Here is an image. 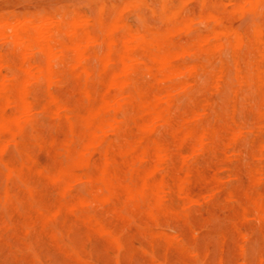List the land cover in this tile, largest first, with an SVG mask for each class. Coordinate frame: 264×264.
Wrapping results in <instances>:
<instances>
[{"label": "rangeland", "instance_id": "obj_1", "mask_svg": "<svg viewBox=\"0 0 264 264\" xmlns=\"http://www.w3.org/2000/svg\"><path fill=\"white\" fill-rule=\"evenodd\" d=\"M187 1L0 0V24L6 23L5 20L7 23L16 24L13 20L17 19L15 27H18L19 24L23 26L25 23L40 20L36 23L38 27L43 28L42 33L46 36L51 33L50 29H53L52 27L59 20L64 24V32L59 35L61 42H57L53 50V54H57L54 63L57 71L49 81L52 84L33 76L26 78L25 84L29 92L27 98L32 101V105L22 114L24 118L21 124L24 123V126H21V130L14 138H9L12 142L8 140V136H3L0 141V145L2 141L3 144L7 142L4 146L8 144L5 153H0V264H35L36 261V264H117L116 262H119L118 264H243V261L246 264L264 263V149H262L264 148V0H251L250 5L255 11L249 5L250 0L247 2L245 0V2L243 0ZM134 2L137 3L138 8H134L136 6ZM123 6V9L129 8L123 11L120 8ZM239 6L242 7L240 10L243 12L236 11ZM247 6H250L249 9ZM59 8H62V11ZM41 11L44 15L40 14ZM171 11L176 13L175 16ZM165 13L168 15V17L166 15L167 20ZM210 13L215 17L208 16ZM29 17L31 20L26 22V18ZM82 17L83 19L87 17L86 21L81 19ZM212 17L214 21L211 20ZM43 18L45 19L42 20ZM73 18L75 21H72ZM215 18L220 23H217ZM189 19L194 24L190 23L188 28L186 24H189L187 23L190 22ZM44 21L47 24L42 26ZM77 21L88 22L80 25ZM48 22H52V25ZM73 22L76 24L70 25ZM183 22L186 24L184 25ZM9 25L7 24L5 28H2L3 25L0 26L2 33V36L0 34L2 55L0 73L4 83H7L6 80L10 81L13 75L20 74L22 65L31 64V70L35 71L36 64L42 62L41 54L35 49L37 47L34 44L29 46L30 49L28 48L34 54L29 53L26 48L25 54H27L23 60L20 51L11 43L15 27L9 29ZM70 27L71 30L67 31ZM81 27L86 28L89 34L79 40V46L84 50V61L81 59L80 64L74 65L67 45L70 44L69 35L73 29ZM182 27L185 30L190 29V32L187 33L189 30H186L185 34ZM158 31L163 33L160 34L161 32ZM230 31L231 33L228 34ZM139 32L145 35L146 49L135 46V42L140 41ZM134 33L137 36H134ZM170 33L172 34L169 35ZM207 36H210V40H207ZM90 37L97 42L91 43L94 40ZM127 37L131 38V41L127 42ZM112 38L118 47L126 43L131 49L132 45L129 56L125 59L126 63L124 62L126 70L131 69L132 66V72L126 71L129 75L126 88L136 87L145 94L146 99L155 97L167 99V108L163 117L154 120L158 123L156 122L153 129L150 127H153L154 124L151 123L154 122L149 124L150 120H146L145 134L139 133L137 129L136 110L130 105L120 110L117 113L120 126L102 127L104 131L108 128V133L98 131L99 143L92 145L95 146V151L92 146L84 150L83 157L85 161L87 159L86 164L84 162L75 164V167L70 165L71 175L66 179L65 191L62 193V189L51 181L50 175L61 163L70 161L65 148H78L84 136L85 128L79 117L91 101L85 99L87 98L85 91L91 94L92 99H97L104 90V74L112 67L108 64L106 68H102L104 58L100 55L105 52L108 40ZM203 38L207 42L203 41ZM84 39H86L85 43H83ZM219 41L222 45H218ZM199 42L204 43L200 45ZM157 43H160V49L156 47ZM153 51L168 53L171 76L170 69L161 72L156 70L152 59ZM174 54L176 56L179 54L177 56H180L179 60L176 56L174 59ZM61 58L63 60L59 61ZM133 60L137 62H131ZM127 62L128 64L131 62L130 68ZM83 65L91 73L85 84L84 78L77 74ZM190 65L191 71H187L188 69L182 71L184 66L187 68ZM179 73L182 74L178 75ZM185 83L187 86L184 85ZM51 96L55 101L51 100ZM118 98L121 99L120 96L116 97ZM85 100L86 102L83 103ZM63 106L65 109L61 108ZM57 107H60L58 112L55 110ZM9 109L6 108L7 111ZM64 114H71L72 118L68 119ZM27 115H29L28 120L25 119ZM187 130L191 131V134L185 137ZM202 132L204 136L201 135ZM238 133L241 135L239 136ZM140 136L139 144H145V157L142 159L137 157L138 152L131 154L124 152L126 142L139 139ZM201 138L202 141L204 140L202 146L198 144L201 143L199 142ZM154 140L160 145V155L167 158L162 157L161 161L156 159L153 153ZM4 146H0L3 151ZM105 148L106 159L109 161L108 170L112 174L116 173L114 176L117 180L114 184L115 191L109 195L106 190L98 191L99 189L90 188L86 180L88 175L93 178L97 176L98 168L105 158L103 155ZM2 161L20 167L21 174L5 176ZM129 167L141 170L145 168V172H150L149 170L152 169L151 179L159 180L161 177L164 179L161 192L164 210L162 208L154 210V213L158 212L160 217L153 214L157 217L153 218L147 203L141 202L140 205L125 201L122 184L127 182L126 180L132 182L138 180L136 175L130 174ZM76 177L77 181L74 179ZM78 177L83 179L79 181ZM72 180L73 183L69 184ZM74 196H82L87 205L83 204L81 207L77 204L78 208L70 209L68 203H71ZM2 197L6 200L4 203H1L4 201ZM101 197L108 201L102 199L100 201ZM239 199L241 201L238 203ZM254 200L257 202L255 203ZM146 211L150 215H146ZM88 217L92 220L97 219L110 230V233H102L92 220H88ZM257 218L261 221L257 222L259 221ZM195 230H198L197 234ZM241 232L244 234L242 235L244 239ZM75 249L78 252L73 251ZM115 257L118 258L117 261Z\"/></svg>", "mask_w": 264, "mask_h": 264}, {"label": "bare ground", "instance_id": "obj_2", "mask_svg": "<svg viewBox=\"0 0 264 264\" xmlns=\"http://www.w3.org/2000/svg\"><path fill=\"white\" fill-rule=\"evenodd\" d=\"M134 1H136V0H134ZM185 1H187V0H185ZM246 2H247V0H245ZM244 0H243V2H245ZM255 1V0H254ZM260 1V0H259ZM259 1H257V4L259 5ZM182 2H184V0H182ZM187 2H189V0L187 1ZM187 2H186V4H187ZM228 2H231V1H228ZM228 2H226L227 4H228ZM249 2V1H248ZM135 3L136 2H134V5H135ZM204 3V2H203ZM226 3H224V5H226ZM250 3H251V0H250V2H249V5H250ZM117 4V3H116ZM183 4H185V3H183ZM242 5H243V3H241ZM240 4V5H241ZM244 4H246V3H244ZM253 4H255V2L253 3ZM256 4V5H257ZM66 5V4H65ZM119 5V4H118ZM162 5H163V3H162ZM161 5V6H162ZM234 5V4H233ZM232 5V6H233ZM246 5H248V4H246ZM256 5H254V6H256ZM129 6V5H128ZM227 6V5H226ZM251 6V5H250ZM250 6H247V8L248 7H250ZM135 7H137V3H136V6H134V8ZM191 7V6H190ZM235 6H233V8H234ZM123 11L124 10H127L126 8H129V7H125V9H123L124 8V6L123 7H120ZM138 8V7H137ZM162 8H164L163 6H162ZM233 8H232V10H233ZM237 8V7H236ZM240 8H242L241 6H239L237 9H236V11L238 12V10H240ZM251 8H252V6H251ZM256 8H258V7H256ZM60 9V8H59ZM62 9V8H61ZM60 9V10H61ZM116 9H117V7H116ZM235 9V8H234ZM249 9V8H248ZM252 9H254V11H255V8H252ZM258 9H260V8H258ZM257 9V10H258ZM41 10V9H40ZM44 10H45V8H44ZM98 10H100V8L98 9ZM134 10H136V9H134ZM244 10H245V8H244ZM54 11H55V9H54ZM62 11V10H61ZM75 11V10H74ZM138 11V10H137ZM164 11V10H163ZM191 11V10H190ZM189 11V12H190ZM241 12H243V10H240ZM42 12V11H41ZM76 12V11H75ZM172 13H173V11H171ZM175 12V11H174ZM247 12V11H246ZM257 13H258V11H256ZM38 13V12H37ZM46 13V12H45ZM118 13V12H117ZM123 13V12H122ZM259 13H260V11H259ZM40 14H43V12L42 13H40ZM66 14V13H65ZM176 14V13H175ZM175 14L173 13V15L175 16ZM237 14V13H236ZM242 14V13H241ZM44 15V14H43ZM47 15V14H46ZM126 15V14H125ZM136 15V14H135ZM166 13H165V18H166ZM214 16L213 14H209L208 16ZM224 15V14H223ZM238 15V14H237ZM258 15V14H257ZM48 16V15H47ZM119 16V15H118ZM117 16V17H118ZM137 16V15H136ZM171 16H172V14H171ZM189 16H190V14H189ZM260 16V15H259ZM26 17H28V16H26ZM124 17V16H123ZM167 17H168V15H167ZM215 17V16H214ZM214 17H212L213 19H211L212 21H214ZM84 17H82L81 19H83ZM87 18V17H86ZM86 18L85 19H83V20H85L86 21ZM139 18V17H138ZM170 18V17H169ZM169 18H168V20H169ZM210 18V17H209ZM45 18H43L42 20H44ZM49 19H51V17H49ZM48 19V20H49ZM80 19V18H79ZM80 19V20H81ZM121 19H122V17H121ZM202 19V18H201ZM243 19V18H242ZM18 20H20L21 21V19H18ZM29 20H31V17H29L28 19L26 18V22H28ZM56 20H59V19H56ZM79 20V21H80ZM140 20V19H139ZM166 20H167V18H166ZM197 20H200V19H197ZM206 20H208V19H206ZM215 20H216V18H215ZM4 21V20H3ZM17 19H15V20H13V22L14 23H16V24H11V23H7V20H5L4 22H6V23H3V22H1V24H0V26L1 25H3V27L2 28H5V26L8 24H10L9 26H10V28L9 29H13V27H15V25L17 26ZM39 22H40V20H38ZM38 21H36V22H38ZM72 21H75V18H73V20ZM84 21V22H85ZM156 21V20H155ZM189 21H190V19H189ZM32 22V21H31ZM36 22H32V23H25V24H23V26H20V24H19V28L18 27H15V32L13 33V37H12V39H11V43L13 44V46L15 47V48H17L19 51H20V54H21V56H22V58H23V60H25V58H26V54H25V51H27L28 50V48H29V46H31V45H35L37 48H35V49H38V51L40 52V54H41V58H42V62L40 63V64H36V66H35V71H32L31 70V64H27V65H25V66H23L22 65V67H21V73L20 74H18V75H13L12 77H11V80L9 81V80H6L5 82H7V83H4V82H2V75H1V73H0V79H1V81H0V141H1V138L3 137V136H8V140H10L9 138H14V136L16 135V133L19 131V130H21L20 128H21V126L24 124H21V122H23V118H24V116L22 117V114H24L25 112H26V110H28L30 107H31V105H32V101H30L29 100V98H27V94L29 93L28 92V90H27V87H26V84H25V80H26V78H28V77H30V76H33L34 78L35 77H37V78H41V79H43L45 82H47V83H51V82H49L50 80H52L51 79V77L54 75V73L57 71L56 69H55V67H54V63H55V60H56V55L57 54H53V50H54V46H55V44L57 43V42H61L60 41V37H59V35L62 33V32H64V24H62L61 22H60V20L52 27L53 29H50L51 30V33L49 34V35H44L42 32H43V28H41V26L40 27H38L39 25L36 23ZM78 22V21H77ZM88 22V21H87ZM87 22L86 23H80V22H78L77 24H79L80 23V25H82V24H87ZM139 22H141V21H139ZM193 22V21H192ZM191 21L190 22H188L187 21V23H189V24H186L185 22H183V24L185 25H187V27H188V25H190V23H192ZM216 22H217V20H216ZM216 22H214V23H216ZM219 22V21H218ZM217 22V23H218ZM3 23V24H2ZM41 23H42V21H41ZM41 23H39L40 25H41ZM44 24L42 25V26H44V25H46L45 24V21L43 22ZM48 23H50V22H48ZM74 23L75 22H73V24H70V25H74ZM124 23H125V21H124ZM220 23V22H219ZM5 24V25H4ZM51 25H52V22L50 23ZM49 24V25H50ZM54 24V23H53ZM76 24V23H75ZM114 24V23H113ZM112 24V25H113ZM122 24L123 23H121V26H122ZM126 24V23H125ZM130 24V23H129ZM192 24H194V23H192ZM251 24V23H250ZM13 25V26H12ZM50 25V26H51ZM115 25V24H114ZM116 25H120V23H116ZM131 25V24H130ZM129 25V26H130ZM134 25V24H133ZM183 25V26H184ZM195 25H198V24H196L195 23ZM253 25V24H252ZM8 26V27H9ZM49 26V27H50ZM208 26V25H207ZM7 27V26H6ZM76 27V26H75ZM125 27H127V25L125 26ZM179 27V26H178ZM181 27V26H180ZM186 27V26H185ZM192 27V26H191ZM197 27V26H196ZM262 27V26H261ZM1 28V29H2ZM120 28H122V27H120ZM131 28V27H130ZM136 28V27H135ZM183 28V27H182ZM189 28V27H188ZM186 29V30H189V31H187V33H189L190 32V29ZM199 28V27H198ZM254 28V30H255V27H253ZM125 29V28H124ZM178 29V30H177ZM176 30L177 31H179V28H177ZM233 29V28H232ZM71 30V27L70 28H68V30L67 31H70ZM137 30V29H136ZM173 30H175V29H173ZM180 30H181V28H180ZM185 29L183 28V31H184ZM186 30L184 31V33L186 32ZM199 30V29H198ZM108 31H110V30H108ZM122 31V30H121ZM134 31V30H133ZM133 31H132V33H133ZM182 31V30H181ZM193 31V30H192ZM195 31V30H194ZM220 31V30H219ZM156 32H157V30H156ZM158 32H161V31H158ZM169 32H171V31H169ZM175 32V31H174ZM180 32V31H179ZM214 32H216V33H218V31H216V30H214ZM225 32V31H224ZM256 32V31H255ZM3 33H4V31H3ZM71 33V32H70ZM136 33H138L137 31H136ZM140 33V32H139ZM163 32H161L160 34H162ZM223 33V32H222ZM221 33V34H222ZM229 33H231V31L230 32H228V34ZM234 33H236V32H234ZM233 33V34H234ZM0 34H1V36H2V33L0 32ZM69 34V33H68ZM87 34H89V32H88V30L86 29V28H79V29H77V28H74L73 29V31H72V33L69 35V39H70V41H69V45H67V47L70 49V51H71V55H70V57H71V61H72V63L74 64V65H76V64H80L81 63V59H83L84 58V50H83V48H80V46H79V40L81 39V38H83L85 35H87ZM120 34H122V33H120ZM141 34V33H140ZM172 33H170L169 35H171ZM176 34V33H175ZM186 34V33H185ZM212 34V33H211ZM214 34V33H213ZM123 35V34H122ZM121 35V36H122ZM136 34L134 33V36H135ZM142 35V34H141ZM141 35H139L138 37L140 38V41H137V42H135L136 44H135V46H140V47H142V48H145V35H142V37H141ZM227 35V34H226ZM259 35V34H258ZM257 35V36H258ZM132 37H134L133 35H131ZM137 36V35H136ZM148 36H149V33H148ZM234 36H235V34H234ZM238 36V35H237ZM261 36V35H260ZM138 37L136 38V39H138ZM208 38L210 37V36H207ZM207 37H205V38H207ZM218 37V36H217ZM241 36H239V38H240ZM262 37V36H261ZM87 38V37H86ZM90 38H93V37H90ZM122 38H123V36H122ZM207 38V40H210V38L208 39ZM131 38H129L128 39V37H127V42L130 40ZM241 39V38H240ZM85 40L86 39H84V42L83 43H85ZM87 40H89V38H87ZM90 40H92V39H90ZM93 40H94V38H93ZM203 41H205L204 40V38L202 39ZM207 40L205 41V42H207ZM123 41H124V39H123ZM131 41V40H130ZM149 42H150V40H148ZM152 41V40H151ZM222 41V40H221ZM221 41H219L220 42V44H218V45H222L221 44ZM262 41V40H261ZM87 42V41H86ZM97 42V41H96ZM95 42V40L93 41V42H91V43H96ZM218 42V43H219ZM238 42V45H239V40L237 41ZM66 43V42H65ZM88 43H90L89 41H88ZM88 43H86V44H88ZM152 43V42H151ZM200 43V45L201 44H203V43H201V42H199ZM81 44V43H80ZM132 44H134V43H132ZM147 44V43H146ZM234 44H236V42H234ZM245 44V43H244ZM129 45V44H128ZM156 45V47L157 48H159V47H161V45H160V43L158 44H155ZM87 46V45H86ZM214 46H215V43H214ZM234 46H236V45H234ZM240 46V45H239ZM263 46V45H262ZM64 47V46H63ZM163 47V46H162ZM26 48H27V50H26ZM31 48V47H30ZM29 48V49H30ZM88 48H89V46H88ZM133 48H134V46H133ZM219 49L221 48V47H218ZM217 48V49H218ZM224 48V47H223ZM1 49V48H0ZM58 49H60V48H58ZM131 49H132V45H131ZM131 49H130V46H127L126 45V43H124V44H122V45H120L119 47L117 46V44L114 42V40H113V38L110 40H108V43H107V48H106V50H105V52L103 53V54H101L100 56H101V58H104V60H103V66H102V68H106L107 66H108V64H111V69L108 71V72H104L105 74H104V90L101 92V94L99 95V97L97 98V99H92V97H91V94L88 92V91H85V96L87 97V98H85V99H87V100H91L90 102H89V104L86 106V109H85V111H84V113L83 114H81L80 115V121H81V123L83 124V126H84V128H85V132H84V136H83V138L80 140V144H79V147L78 148H75V149H70V148H65L66 149V155H67V157H70V161L68 162V163H66V162H63V163H61L58 167H57V169L56 170H54L53 171V173L50 175V178H51V181H53L54 183H56L57 184V186L58 187H60L62 190H61V192L63 193L64 191H65V182H66V179L71 175V167H70V165H74V167H75V164H79V163H83L84 162V164H86L85 162L87 161V159H86V161L84 160L85 158L83 157V155H84V150L85 149H87V148H89V147H91L92 145H94V144H96L97 145V143H99L98 142V137H99V132H103L104 130L102 129V127H104V126H116L117 128L120 126L119 124H118V122H119V120L117 119V113L120 111V110H123V109H125V107L126 106H128V105H130L131 107H132V109H134V110H136V112H137V114H138V118L135 120L136 121V126H137V129H138V131H139V133H141V134H145V123L147 122L146 120L147 119H149L150 121L148 122L149 124L151 123V122H154V123H151V124H154L153 125V127H150L151 129H153L154 128V126H155V124H157L158 122L157 121H154V120H156L157 118H161V117H163L164 116V114H165V110H166V104L168 103L167 102V99H161L160 97H155V98H153V99H146L145 98V94L142 92V91H139L136 87H134V88H131V89H127L126 88V86H127V84H128V82H129V80H128V74H127V72L126 71H131V69H132V66H131V62H134V61H136V60H133V61H131L129 64H130V66H131V69H128V70H126L125 69V65H124V62H125V59L129 56V53H130V51H131ZM136 49V48H135ZM146 49V48H145ZM153 49H154V47H153ZM160 49V48H159ZM212 49V48H211ZM262 49V48H261ZM56 50V49H55ZM256 50H257V48H256ZM29 51V53H31L30 52V50H28ZM59 52V51H58ZM154 52V51H153ZM157 52V51H156ZM32 53L34 54V52L32 51ZM31 53V54H32ZM60 53H62V52H60ZM146 53V52H145ZM200 53V52H199ZM30 54V55H31ZM168 54V53H167ZM167 54H165V53H163V51L162 52H157V53H155L154 52V54H153V56H152V59H153V61H154V66H155V68H156V70L157 71H159V72H161V71H164V70H167L168 69V71H169V69H170V67H171V63H170V59L168 60V57H167ZM263 54V52H261V55ZM179 54H177V56H178ZM217 55V54H216ZM28 56V55H27ZM96 56L98 57V58H100V56H98V54H96ZM174 56V59H175V54L173 55ZM176 56V57H177ZM188 56V55H187ZM202 56V55H201ZM263 56V55H262ZM170 57H171V54H170ZM180 57V56H179ZM179 57H177V59L179 60ZM130 58V57H129ZM193 58H195V57H193ZM205 58V57H204ZM209 58V57H208ZM207 58V59H208ZM2 59V55H1V52H0V60ZM196 59V58H195ZM63 60V58H61L59 61H62ZM129 60V59H128ZM142 60V59H141ZM171 60H173V59H171ZM203 60H205V59H203ZM211 60V59H210ZM83 61H84V59H83ZM137 62V61H136ZM142 62V61H141ZM143 62H144V60H143ZM142 62V63H143ZM146 62V61H145ZM126 63V62H125ZM139 63V62H138ZM3 64H5V63H3ZM129 64H128V62H127V66H129ZM133 64V63H132ZM144 64V63H143ZM213 64V63H212ZM236 64V63H235ZM206 65H208V64H206ZM130 66L128 67V68H130ZM209 66V65H208ZM189 67V68H188ZM187 68H185V66H184V68H183V72H184V69L185 70H187V71H191V65L190 66H188ZM210 67V66H209ZM18 68V67H17ZM16 68V69H17ZM144 68H146V66H144ZM235 68V67H234ZM147 69V68H146ZM182 69V68H181ZM201 69H202V67H201ZM209 69V68H208ZM12 70V69H11ZM151 70V69H150ZM210 70V69H209ZM221 70V69H220ZM13 71V70H12ZM101 71V70H100ZM172 70L170 69V71H169V73L171 72ZM212 71V70H211ZM211 71H209V72H211ZM10 72V71H9ZM91 72H92V70H91ZM97 72V71H96ZM132 72V71H131ZM178 72V71H177ZM180 72V71H179ZM10 73H12V72H10ZM98 73V72H97ZM163 73V72H162ZM168 73V72H167ZM168 73V74H169ZM186 73V72H185ZM200 73V72H199ZM199 73H198V76H199ZM77 74L78 75H80L81 77H83L84 78V84H85V80L87 79V78H89L90 77V75H91V73H90V71H89V69H87L84 65L82 66V68L77 72ZM76 74V75H77ZM100 74H101V72H100ZM165 74V73H164ZM167 74V75H168ZM180 74H182V73H179L178 75H180ZM188 74H190V72L188 73ZM211 74H212V72H211ZM172 75V73H170V76ZM175 75H177V73L176 74H174V77H175ZM213 75V74H212ZM102 76V75H101ZM169 75H168V77L169 78H172V77H170ZM182 76V75H181ZM180 76V77H181ZM197 76V77H198ZM218 76V75H217ZM240 76H241V73H240ZM257 76H258V74H257ZM178 77V76H177ZM164 78H165V76H164ZM203 78V77H202ZM258 78V77H257ZM130 80H131V78H129ZM134 79V78H133ZM138 79V78H137ZM163 79V78H162ZM236 79V78H235ZM256 79V78H255ZM255 79H254V81H255ZM28 80V79H27ZM64 80V79H63ZM68 80V79H67ZM161 80V79H160ZM166 80V79H165ZM164 80V81H165ZM258 80V79H257ZM4 81V80H3ZM9 81V82H8ZM176 81V80H175ZM34 82V81H33ZM37 82V81H36ZM251 82V81H250ZM264 82V81H263ZM46 83V84H47ZM55 83V82H54ZM63 83V82H62ZM146 83V82H145ZM187 83V82H186ZM184 84V85H186L187 86V84L189 83H187V84ZM191 83V82H190ZM189 83V84H190ZM193 83V82H192ZM208 83V82H207ZM258 83V82H257ZM52 84V83H51ZM131 84V83H130ZM239 84V83H238ZM259 84V83H258ZM57 85V84H56ZM147 85V84H146ZM152 85V84H151ZM214 85H215V83H214ZM227 85V84H226ZM30 86V85H29ZM47 86H48V84H47ZM50 86V85H49ZM57 86H60V85H57ZM62 86V85H61ZM134 86V85H133ZM196 86V85H195ZM259 86V85H258ZM84 87V86H83ZM175 87V86H174ZM173 87V88H174ZM185 87V86H184ZM240 87V86H239ZM85 88V87H84ZM149 88V87H148ZM255 88L257 89V87H256V85H255ZM180 89V88H179ZM195 89V88H194ZM33 90V89H32ZM111 90H113V92H111ZM180 90H182V88L180 89ZM258 90V89H257ZM260 90V89H259ZM146 91H148V89L146 90ZM168 91V90H167ZM178 91V90H177ZM201 91H203V89L201 90ZM254 91V90H253ZM28 92V93H27ZM145 92V91H144ZM236 92V91H235ZM168 94H170L169 92H167ZM261 93V92H260ZM84 94V93H83ZM174 95L176 94V93H173ZM199 94V93H198ZM50 95V94H49ZM177 95V94H176ZM33 96V95H32ZM117 96H120L121 97V99H116V97ZM165 96V95H164ZM34 97V96H33ZM52 97V96H51ZM35 98V97H34ZM174 98H175V96H174ZM205 98V97H204ZM244 98V97H243ZM51 100H53V101H55V99L52 97L51 98ZM166 100V101H165ZM233 100V99H232ZM252 100V99H251ZM57 101V100H56ZM63 101V100H62ZM61 101V102H62ZM181 101H182V99H181ZM204 101V100H203ZM221 101V100H220ZM86 102V100L83 102V103H85ZM172 102V101H171ZM82 104V103H81ZM80 104V105H81ZM165 104V105H164ZM205 104V103H204ZM170 105V104H169ZM229 105V104H228ZM255 105V104H254ZM60 106V105H59ZM78 106V105H77ZM7 107H9L10 109L7 111L6 110V108ZM43 107H44V105H43ZM42 107V108H43ZM65 106H63V107H61L62 109L64 108ZM45 108V107H44ZM58 108V109H57ZM55 110L57 111H59L60 110V107H57ZM129 108V107H128ZM127 108V109H128ZM252 108V107H251ZM65 109V108H64ZM200 109V108H199ZM48 110H50V109H48ZM55 110H53V112H55ZM226 110V109H225ZM32 111V110H31ZM47 111V110H46ZM51 111V110H50ZM57 111V112H58ZM230 111V110H229ZM42 112V111H41ZM206 112V111H205ZM134 113V112H133ZM29 114H31V112L29 113ZM59 114V113H58ZM195 114H196V112H195ZM35 115H37V114H35ZM56 115H57V113H56ZM68 119H71L72 118V115L71 114H64ZM171 115V114H170ZM202 115V114H201ZM244 115V114H243ZM43 116V115H42ZM119 116V115H118ZM124 116V115H123ZM197 116V115H196ZM199 117H200V114L198 115ZM203 116V115H202ZM22 117V118H21ZM47 117V116H46ZM53 117H54V115H53ZM56 117H58V115L56 116ZM172 117V116H171ZM199 117H198V120H199ZM27 118V119H26ZM28 118H29V115H27L26 117H25V119L26 120H28ZM197 118V117H196ZM44 119V118H43ZM56 119V118H55ZM239 119V118H238ZM45 120V119H44ZM49 120V119H48ZM185 120H187L188 121V119H185ZM50 121V120H49ZM254 121V120H253ZM68 122V121H67ZM157 122V123H156ZM29 123V122H28ZM46 123V122H45ZM51 123V122H50ZM68 124V123H67ZM149 124H147V125H149ZM160 124V123H159ZM47 125H49V124H47ZM241 125V124H240ZM24 126V125H23ZM50 126V125H49ZM189 126V125H188ZM44 127H46V125L44 126ZM51 127H52V125H51ZM54 127V126H53ZM185 128V127H184ZM188 128V127H187ZM242 128H240V130H241ZM52 130V129H51ZM69 130V129H68ZM71 130V129H70ZM100 130V131H99ZM107 130H108V128L106 129V131H104V132H107ZM191 130V129H190ZM80 131V130H79ZM99 131V132H98ZM149 131L151 132V130L149 129ZM205 131V130H204ZM203 131V132H204ZM238 131V130H237ZM21 132V131H20ZM58 132V131H57ZM83 131H82V129H81V133H82ZM158 132V131H157ZM203 132H202V136H204L203 135ZM236 131H234V133H235ZM239 133H240V131H238ZM71 133V132H70ZM80 133V132H79ZM108 133V132H107ZM111 133V132H110ZM239 133H238V135H239ZM101 134V133H100ZM176 134V133H175ZM189 134H191V131H189V130H187V131H185V134H184V136L186 137V136H188ZM236 134V133H235ZM243 134V133H242ZM22 135V134H21ZM20 135V136H21ZM71 135V134H70ZM105 135H106V133H105ZM201 135H199L200 137H202ZM241 135V134H240ZM239 135V136H240ZM23 136V135H22ZM101 136V135H100ZM233 137V136H232ZM99 139H100V137H99ZM183 140H184V137L182 138ZM233 139H235L234 137H233ZM238 139V138H237ZM7 140V139H6ZM23 140V139H22ZM117 139H115V141H116ZM140 140H141V136H140V138L139 139H136V140H132V141H130V142H126V144H125V146H124V152L125 153H133V152H138L137 153V157H139V158H144L145 157V144H142V145H140L139 144V142H140ZM200 140V139H199ZM236 141V140H235ZM239 141V140H238ZM3 142L4 141H2V145L4 146V144L5 143H7L6 141H5V143L3 144ZM10 142H12L11 140H10ZM199 142H201V143H198L200 146H202V142H204V140L202 141V138H201V140L199 141ZM8 143H9V141H8ZM66 143V142H65ZM69 142H67V144H68ZM14 144V143H13ZM19 144H20V142H19ZM264 144V143H263ZM2 145H0V146H2ZM8 145V144H7ZM6 145V146H7ZM247 145V144H246ZM6 146H4V151H3V149H1V147H0V149L2 150H0V153H5V148H6ZM14 146H16V145H14ZM18 146V145H17ZM119 146V145H118ZM252 146V145H251ZM263 146V145H262ZM94 147L95 146H92V148H93V150L95 151V149H94ZM228 147H229V145H228ZM22 147H20V149H21ZM196 148H198V147H196ZM249 148H250V146H249ZM195 149V148H194ZM227 149V148H226ZM262 149H264V148H262ZM22 150V149H21ZM228 150H229V148H228ZM241 150V149H240ZM193 151V150H192ZM106 152H107V149L105 148L104 150H103V155H104V160H103V162H102V164L99 166V168H98V174H97V176L96 177H92V176H90V175H88L87 176V182H88V184H89V187L90 188H92V189H95V190H98V191H100V189L102 190L103 189V191L104 190H106L108 193V195L109 194H112L114 191H115V185L114 184H116V182H117V180L115 179V174L116 173H114V174H112V173H110L109 172V170H108V167H109V161H108V159H106ZM160 145H159V143H158V141L157 140H154L153 141V153H154V155H155V157H156V159L158 160H160L161 161V159H162V157H163V155H160ZM197 152V151H196ZM233 152H236V151H233ZM233 152H231V153H233ZM246 152H247V150H246ZM261 152V151H260ZM198 153V152H197ZM161 154H162V152H161ZM239 154V153H238ZM246 154V153H245ZM125 155V154H124ZM166 155V154H165ZM195 155V154H194ZM232 155H234V154H232ZM240 155V154H239ZM229 157V156H228ZM256 157V156H255ZM255 157H253V158H255ZM258 158H261V156H257ZM264 157V156H263ZM103 158V157H102ZM164 158H167L166 156H164L163 157V159ZM232 159V158H231ZM84 160V161H83ZM134 160V159H133ZM182 160H183V158H182ZM116 161V160H115ZM114 161V163H116ZM171 161V160H170ZM255 161V160H254ZM166 162V161H165ZM157 164V163H156ZM1 165H3V168H4V173H5V176H7V177H11L13 174H17V175H20L21 174V169H20V167H15V166H12V165H10L9 164V162H7V161H2V164ZM115 165V164H114ZM155 165V164H154ZM84 166V165H83ZM159 167H162V166H159ZM163 168V167H162ZM191 168V167H190ZM129 169V171H130V174L131 175H136L137 176V178H138V180L137 181H129V180H126L127 182H125V183H123L122 184V191H123V195H124V199H125V201L126 202H132L133 204H140L141 202L143 203V204H145V203H147V208H148V210H149V212L151 213V215H153V214H155L154 213V210L155 209H160V208H162L163 206H164V202H163V198H162V195H161V192H162V185H163V182L162 181H164V179L162 180L161 178L159 179V180H156V179H151V173H152V169L151 170H149L150 172H145V168H143L142 170L141 169H138V168H135V167H132L131 169H130V167L128 168ZM127 169V170H128ZM154 169H155V167H154ZM159 169V168H158ZM255 169H257V168H255ZM155 171V170H154ZM157 171H159V170H157ZM164 171V170H163ZM173 171V170H172ZM254 171H256V170H254ZM258 171V170H257ZM256 171V172H257ZM73 172V171H72ZM113 172H114V170H113ZM128 172V171H127ZM126 172V173H127ZM165 172H167V171H165ZM259 172L261 173V171L259 170ZM74 173V172H73ZM125 173V174H126ZM189 173V172H188ZM128 174V173H127ZM126 174V177L128 176V175H130V174H128L127 175ZM163 174V173H162ZM161 174V176H164V175H162ZM198 174H200L199 172H198ZM48 175V174H47ZM115 175V176H114ZM130 175V176H131ZM167 175V174H166ZM191 175V174H190ZM190 175H188L189 176V178H191L190 177ZM202 175V174H201ZM260 175V174H259ZM259 175H257L259 178H260V176ZM169 176V175H168ZM187 176V177H188ZM261 176H263V175H261ZM170 177H171V175H170ZM236 177H237V175H236ZM235 177V178H236ZM2 178H4V177H2ZM1 178V179H2ZM72 178H73V175H72ZM79 178V177H78ZM167 178V177H166ZM200 178H201V176H200ZM257 178V177H256ZM255 178V180L254 181H256L257 179ZM8 179V178H7ZM6 179V180H7ZM75 179V181H77L76 179H77V177L76 178H74ZM81 179H83V178H79V181L81 180ZM126 179V178H125ZM127 179H128V177H127ZM131 180H132V178H130ZM183 179V178H182ZM188 179V178H187ZM228 179V178H227ZM249 179V178H248ZM115 180H116V182H115ZM198 180V179H197ZM209 180V179H208ZM208 180H205V181H208ZM261 180H262V178H261ZM260 180V181H261ZM73 181L74 180H72L71 181V183H69V182H67V183H69V184H72L73 183ZM129 181V182H128ZM169 181V180H168ZM202 181V180H201ZM172 182H173V180H172ZM199 182V181H198ZM258 182V181H257ZM264 182V181H263ZM5 183V182H4ZM3 183V184H4ZM209 183V182H208ZM68 184V185H69ZM169 184V183H168ZM167 184V185H168ZM196 184V183H195ZM261 184H263V183H261ZM7 185V184H6ZM165 185V184H164ZM4 186V185H3ZM253 186H254V184H253ZM260 186H262V185H260ZM72 187V186H71ZM82 187V186H81ZM4 188H5V186H4ZM9 188V187H8ZM7 188V189H8ZM119 189V188H118ZM180 189V191H182V189L181 188H179ZM187 189V188H186ZM261 189V188H260ZM165 191V190H164ZM82 192V191H81ZM246 192V191H245ZM250 192H252V190L250 191ZM209 193H214V192H209ZM5 194H8L7 192H5ZM252 194V193H251ZM250 194V195H251ZM4 195V194H3ZM64 194H62V196H63ZM247 195V194H246ZM249 195V196H250ZM214 196V195H213ZM212 196V197H213ZM249 196H247V197H249ZM106 198H108L109 196H105ZM219 197V196H218ZM3 198V197H2ZM14 198V197H13ZM106 198L103 200L102 199V197L99 199L100 201H105L106 200ZM168 198V197H167ZM170 198V197H169ZM250 198V197H249ZM102 199V200H101ZM214 199V198H213ZM251 199H252V197H251ZM2 200H4V198L2 199ZM231 200V199H230ZM248 200V199H247ZM6 200H4L3 202H1V203H4ZM16 201V200H15ZM106 201H108V199L106 200ZM123 201V200H122ZM232 201V200H231ZM241 201V199H239V201H238V203ZM255 201V203L257 202L256 200H254ZM262 201V200H261ZM13 202V201H12ZM35 202V201H34ZM71 203H68L69 204V208L70 209H74V208H78V207H76V205L78 204V205H80L81 207H82V205L83 204H86L87 202H85L84 203V199H83V197L82 196H74L73 198H72V200L70 201ZM114 202V201H113ZM193 201H190V203H192ZM244 202V201H243ZM260 202V201H259ZM97 203V202H96ZM98 203H100V202H98ZM213 203V202H212ZM223 203V202H222ZM228 203V202H227ZM232 203V202H231ZM234 203V202H233ZM13 204V203H12ZM15 204V203H14ZM248 204V203H247ZM260 204H262V202L260 203ZM87 205V204H86ZM97 205V204H96ZM141 205V204H140ZM140 205H139V207H140ZM234 205V204H233ZM244 205H246V203L244 204ZM244 205H242L243 207H244ZM15 206V205H14ZM102 206V205H101ZM122 206H123V202H122ZM207 206V205H206ZM235 206V205H234ZM66 207V206H65ZM195 208V207H194ZM232 209H233V207H231ZM244 208H246V207H244ZM259 208H261V207H259ZM57 209H59V208H57ZM84 209V208H83ZM163 209V208H162ZM231 209V210H232ZM247 209H248V207H247ZM4 210H6V208H4ZM164 210V209H163ZM182 210V209H181ZM40 211V210H39ZM166 211V210H165ZM224 211V210H223ZM61 212H62V210H61ZM255 212L257 213V211L255 210ZM56 213L58 214V210H56ZM145 213V212H144ZM150 213H147V211H146V215H150ZM157 214H155V215H158L157 217H160L159 216V214H158V212H156ZM228 213V212H227ZM60 214V213H59ZM162 214V213H161ZM164 214V213H163ZM236 214H238V213H236ZM235 214V215H236ZM6 215V214H5ZM155 215H153V216H151V217H153V218H157V217H155ZM165 215H167V213L165 214ZM165 215H164V217H165ZM59 216V215H58ZM50 217V216H49ZM228 217V216H227ZM58 218V217H57ZM264 218V217H263ZM262 218V219H263ZM160 219V218H159ZM207 219V218H206ZM239 219V218H238ZM237 219V220H238ZM246 219V218H245ZM88 220H92L90 217H88ZM156 220V219H155ZM158 220V219H157ZM161 220V219H160ZM247 220V219H246ZM257 220H259L258 218H257ZM96 225H97V227L99 228V229H101L100 231L103 233H110V230L109 229H107L106 227H104L103 226V224H101L97 219H93L92 220ZM147 221V220H146ZM244 221V220H243ZM261 220H259V221H257V222H260ZM156 222V221H155ZM159 222V221H158ZM210 222V221H209ZM237 222V221H236ZM255 222V221H254ZM9 223H11L10 222V220H9ZM40 223V222H39ZM59 223V222H58ZM162 223V222H161ZM206 223V222H205ZM243 223V222H242ZM241 223V224H242ZM244 223H245V221H244ZM248 223V222H247ZM105 224V223H104ZM114 224V223H113ZM149 224H150V222H149ZM148 224V225H149ZM156 224H157V222H156ZM202 224V223H201ZM236 224V223H235ZM256 224V223H255ZM258 224V223H257ZM151 225H152V223H151ZM244 225V224H243ZM164 226V225H163ZM238 226V225H237ZM258 226H260V225H258ZM246 227V226H245ZM257 227V226H256ZM9 228H10V226H9ZM187 228V227H186ZM189 228V227H188ZM158 229V228H157ZM201 229V228H200ZM245 229V228H244ZM251 229V228H250ZM159 230V229H158ZM199 230V229H198ZM198 230H195V232L196 231H198ZM26 231H27V229H26ZM56 231H58V230H56ZM166 231V230H165ZM59 232H60V230H59ZM101 232H100V234H101ZM160 232H161V230H160ZM177 232V231H176ZM163 233H166V232H163ZM68 234V233H67ZM158 234V233H157ZM156 233H155V235H157ZM167 234H169V233H167ZM196 234H197V232H196ZM150 235V234H149ZM165 235V234H164ZM170 235H171V233H170ZM172 235H173V233H172ZM176 236H177V233L175 234ZM242 235H244V234H242V232H241V236ZM246 235V234H245ZM151 236V235H150ZM152 236H154V233L152 234ZM196 236V235H195ZM247 236V235H246ZM252 235H250V237H251ZM149 237V236H148ZM179 237H181V236H179ZM194 237V236H193ZM225 237H227V236H225ZM243 237V239L245 238L244 236H242ZM134 238V237H133ZM221 238V237H220ZM54 239V238H53ZM178 239V238H177ZM195 239H196V237H195ZM226 239V238H225ZM147 240V239H146ZM153 240V239H152ZM238 240V239H237ZM246 240V239H245ZM143 241V240H142ZM154 241V240H153ZM236 241V240H235ZM247 241V240H246ZM172 242V241H171ZM195 242H197L196 240H195ZM223 242V241H222ZM245 242V241H244ZM238 243V242H237ZM246 243V242H245ZM244 243V244H245ZM140 245V244H139ZM142 245V244H141ZM196 245V244H195ZM240 245H241V243H240ZM193 246V245H192ZM121 247V246H120ZM116 248V247H115ZM27 249V248H26ZM142 249V248H141ZM195 249L197 250V246L195 247ZM209 249V248H208ZM222 249H223V245H222ZM245 249V248H244ZM154 250V249H153ZM189 250V249H188ZM72 251V250H71ZM73 251H77V249H75V250H73ZM194 251V250H193ZM193 251H192V253H193ZM223 251V250H222ZM78 252V251H77ZM134 252V251H133ZM145 252V251H144ZM147 252H148V250H147ZM256 252V251H255ZM154 253V252H153ZM153 253H152V256H153ZM195 253V252H194ZM240 253V252H239ZM147 254H149V253H147ZM151 254V253H150ZM149 254V255H150ZM241 254V253H240ZM246 254V253H245ZM244 255V254H243ZM33 256H35L34 254H33ZM154 256H156V254L154 253ZM240 256H242V255H240ZM116 257H117V254H116ZM115 257V260L117 261L118 260V258H116ZM145 257V256H144ZM195 257V256H194ZM198 257H199V255H198ZM236 257V256H235ZM34 258V257H33ZM36 258V257H35ZM82 258V257H81ZM154 258H156V257H154ZM237 259L239 258V257H236ZM244 258H247V256L245 257L244 256ZM256 258V257H255ZM260 258H262V257H260ZM41 259V258H40ZM158 259H160V258H158ZM221 259V258H220ZM223 259V258H222ZM221 259V260H222ZM264 259V258H263ZM83 260V259H82ZM241 260H243V259H241ZM34 261H36V259H34ZM224 261V260H223ZM221 262V261H220ZM261 262V261H260ZM36 263H37V261H36ZM35 263V264H36ZM117 264L119 263V262H116ZM161 263V262H160ZM262 263V262H261ZM260 263V264H261ZM39 264V263H38ZM148 264V263H147ZM159 264V263H158ZM223 264V263H222ZM236 264V263H235ZM243 264H246V262L244 263V261H243ZM264 264V263H263Z\"/></svg>", "mask_w": 264, "mask_h": 264}]
</instances>
